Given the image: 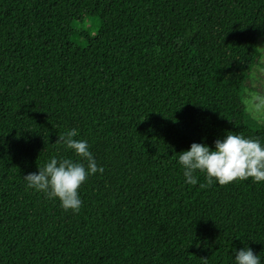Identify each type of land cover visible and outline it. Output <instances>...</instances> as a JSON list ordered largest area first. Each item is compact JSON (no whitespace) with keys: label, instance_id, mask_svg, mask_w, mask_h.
Returning <instances> with one entry per match:
<instances>
[{"label":"trees","instance_id":"obj_1","mask_svg":"<svg viewBox=\"0 0 264 264\" xmlns=\"http://www.w3.org/2000/svg\"><path fill=\"white\" fill-rule=\"evenodd\" d=\"M259 37L264 0H0V264H264V182L201 188L178 162L229 131L264 145L242 103ZM71 129L104 168L78 213L24 180L79 160Z\"/></svg>","mask_w":264,"mask_h":264},{"label":"clouds","instance_id":"obj_2","mask_svg":"<svg viewBox=\"0 0 264 264\" xmlns=\"http://www.w3.org/2000/svg\"><path fill=\"white\" fill-rule=\"evenodd\" d=\"M264 63V62H262ZM248 115L264 123V66L257 65L251 76V88L242 101ZM77 129L60 133L55 143L72 150L78 161L52 157L39 171L24 175L26 187L45 194L47 199L59 200L61 207L78 213L82 206L79 196L81 185L89 176L104 168L98 167L87 141L75 139ZM214 148L203 143H192L189 150L180 152L178 162L183 168L185 183L196 185L195 173L204 174L206 183L201 188L218 182L220 186L235 181L251 179L264 182V145L259 139L233 134L229 131L223 139L214 141ZM235 264H260V257L251 248L235 251Z\"/></svg>","mask_w":264,"mask_h":264},{"label":"rangeland","instance_id":"obj_3","mask_svg":"<svg viewBox=\"0 0 264 264\" xmlns=\"http://www.w3.org/2000/svg\"><path fill=\"white\" fill-rule=\"evenodd\" d=\"M107 22L106 18L104 17H100L98 19H92L90 21V28L92 31H96L99 27L105 25ZM256 49L258 50V58H257V61L254 65V67L251 69L250 73H249V77H248V81L246 82V86H244L243 88V92H242V95H243V99L245 97V94L248 90H250L251 88V76H252V72H253V69L256 68V66L259 64L261 66H264V39L262 37H259L257 39V43H256ZM9 111V107L7 105H4L2 108H1V112L2 113H7ZM245 111L247 113V110L245 108ZM248 114V113H247ZM256 121V120H255ZM257 123L261 124V125H264V123L262 122H258Z\"/></svg>","mask_w":264,"mask_h":264}]
</instances>
